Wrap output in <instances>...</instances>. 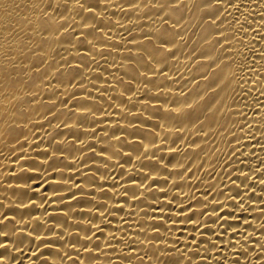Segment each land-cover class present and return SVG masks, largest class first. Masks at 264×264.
<instances>
[{"label":"bare ground","instance_id":"1","mask_svg":"<svg viewBox=\"0 0 264 264\" xmlns=\"http://www.w3.org/2000/svg\"><path fill=\"white\" fill-rule=\"evenodd\" d=\"M0 264H264V0H0Z\"/></svg>","mask_w":264,"mask_h":264}]
</instances>
